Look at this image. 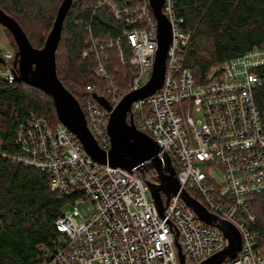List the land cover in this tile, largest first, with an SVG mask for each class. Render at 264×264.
Here are the masks:
<instances>
[{"label": "built area", "instance_id": "2783aa9c", "mask_svg": "<svg viewBox=\"0 0 264 264\" xmlns=\"http://www.w3.org/2000/svg\"><path fill=\"white\" fill-rule=\"evenodd\" d=\"M122 2L97 0L96 7L109 6L124 26L117 36H96L88 25L82 53L95 56L102 82L86 85L79 102L105 151L111 148V112L127 92L148 82L158 49L149 0ZM162 11L172 29L164 81L153 95L134 102L132 112L136 127L179 164L181 189L161 213L147 182L159 183L155 170L144 177L96 161L63 123L55 126L45 115L30 113L18 123L11 150L3 148L0 133V156L48 172L51 191L70 200L56 220L58 234L42 247L48 257L40 264H182L180 251L187 264H200L228 241L221 229L199 219L183 189L240 231L241 250L221 264H264V244L251 230L256 217L248 203L251 195L264 193V116L255 98L264 86V45L197 73L186 65L193 31L176 14L175 0H165ZM111 49L136 69L128 91L108 72ZM0 53V80L14 83L16 50L0 42Z\"/></svg>", "mask_w": 264, "mask_h": 264}, {"label": "trees", "instance_id": "16d2710c", "mask_svg": "<svg viewBox=\"0 0 264 264\" xmlns=\"http://www.w3.org/2000/svg\"><path fill=\"white\" fill-rule=\"evenodd\" d=\"M62 1L0 0V6L18 20L31 43L41 48L45 42L41 36L37 43L34 40L32 21L43 20L46 29L51 23L53 27L56 16L52 18L54 13H50L49 5L56 2L60 6ZM115 1L123 5L122 0ZM96 3L97 0L73 1L56 56L59 78L79 101L86 85L102 82L96 74L95 56L83 57L82 54L89 38L86 27L91 25L96 36H117L124 26L109 6L96 7ZM175 9L176 14L184 18V26L194 33L186 52V65L197 73L264 45V0H175ZM80 19L83 22L77 23ZM14 47L17 50L16 43ZM3 63L0 53V69ZM106 65L113 80L123 91H128L136 69L122 64L116 49L109 50ZM255 98L264 116V86L255 90ZM30 113L45 115L55 126L61 123L51 95L23 81L0 80L3 148L14 147L15 129ZM174 164L180 170L175 160ZM49 178L46 171L0 156V264H40L47 259L48 252L42 247L58 234L56 220L70 203L68 198L51 191ZM248 203L256 217L251 230L259 234L260 243L264 244V193L251 195Z\"/></svg>", "mask_w": 264, "mask_h": 264}, {"label": "water", "instance_id": "95a60500", "mask_svg": "<svg viewBox=\"0 0 264 264\" xmlns=\"http://www.w3.org/2000/svg\"><path fill=\"white\" fill-rule=\"evenodd\" d=\"M73 1H62L53 27L41 48L31 43L18 20L0 6V24L8 29L17 45L14 61L18 70L16 79L52 96L60 122L75 134L84 150L96 161L109 163L128 171L136 170L144 177L150 170H155L159 183L149 180L147 182L155 202L163 213L171 196L181 189L177 170L170 154L163 151L151 136L136 127L132 105L139 99L153 95L164 81L167 52L172 39L170 21L162 11L165 0H149L158 26V49L154 69L148 82L138 89L127 92L111 112L108 123L111 138L109 151L99 147L88 128L79 100L64 86L57 72V51L63 25ZM163 194L166 196L165 199ZM182 196L201 221L221 229L228 241L224 250L208 257L200 264H221L226 258L236 257L242 247L240 231L231 222L208 211L205 205L190 195L187 190H182ZM180 258L182 264H187L181 251Z\"/></svg>", "mask_w": 264, "mask_h": 264}, {"label": "rangeland", "instance_id": "374dc122", "mask_svg": "<svg viewBox=\"0 0 264 264\" xmlns=\"http://www.w3.org/2000/svg\"><path fill=\"white\" fill-rule=\"evenodd\" d=\"M58 6L56 2L52 3L49 5V11L51 14H53L52 18H55L56 16V12L58 9ZM54 20V19H53ZM52 27V23L50 25V27H47L46 29V23L43 20H36V21H32V29H35V33H36V37L34 38V40L37 43V40L41 37H43V41L45 42L48 33L50 31ZM0 42L5 45L7 48H11L14 49V43L15 40L13 39L12 35L8 32V30H6L1 24H0ZM148 76L145 75L144 76V80L147 78ZM95 264H99V263H95Z\"/></svg>", "mask_w": 264, "mask_h": 264}, {"label": "bare ground", "instance_id": "6f19581e", "mask_svg": "<svg viewBox=\"0 0 264 264\" xmlns=\"http://www.w3.org/2000/svg\"><path fill=\"white\" fill-rule=\"evenodd\" d=\"M256 195V194H255Z\"/></svg>", "mask_w": 264, "mask_h": 264}]
</instances>
